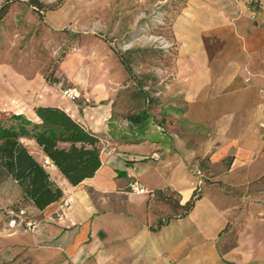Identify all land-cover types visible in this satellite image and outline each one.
<instances>
[{"label": "crops", "instance_id": "0c3cea01", "mask_svg": "<svg viewBox=\"0 0 264 264\" xmlns=\"http://www.w3.org/2000/svg\"><path fill=\"white\" fill-rule=\"evenodd\" d=\"M171 29L168 90L180 81L179 103L148 109L152 127L144 136L124 133L104 90L88 108L62 97L69 88L42 96L41 106L60 108L97 136L101 166L72 187L22 138L63 196L43 211L20 208L36 227L7 231L21 189L0 180V264H264V0H187ZM96 92H80L81 100ZM36 107L14 115L37 123ZM122 135L126 141H118ZM134 182L146 194H132ZM202 185L192 210L177 218L166 197L183 206Z\"/></svg>", "mask_w": 264, "mask_h": 264}, {"label": "rangeland", "instance_id": "374dc122", "mask_svg": "<svg viewBox=\"0 0 264 264\" xmlns=\"http://www.w3.org/2000/svg\"><path fill=\"white\" fill-rule=\"evenodd\" d=\"M29 1L16 0L0 21V123L19 107H51L41 106L47 104L41 103L42 96L59 97L67 88L79 93L86 108L97 101L99 91L108 92L121 116L126 107L136 106L135 83L141 81L149 94L148 109L157 111L162 101L178 105L174 99L180 97V81L168 90L176 57L171 26L187 0H37L46 9L40 13L26 5ZM134 50L147 52L127 56L131 79L118 57ZM181 63L185 80L189 64L185 59ZM95 90L93 98L86 93L81 100L80 92ZM12 187L6 191L17 186Z\"/></svg>", "mask_w": 264, "mask_h": 264}, {"label": "trees", "instance_id": "16d2710c", "mask_svg": "<svg viewBox=\"0 0 264 264\" xmlns=\"http://www.w3.org/2000/svg\"><path fill=\"white\" fill-rule=\"evenodd\" d=\"M15 2L16 0H5L0 5V21L6 17ZM26 5L34 8L38 13L46 10L37 0H30ZM48 11L54 10L48 9ZM138 52L147 51H127L118 57L131 79H134V75L129 58ZM147 78L148 76L145 77ZM135 80H137L136 77ZM135 84L136 96L139 97L136 106L126 107L122 116L113 115L127 124L124 133L130 137L140 138L152 126L148 114L149 94L143 91L146 84L144 81ZM133 99L135 101V98ZM34 113L38 119L37 123L20 115H12L0 123V179L8 177L21 189V198L12 207L14 212L29 205L38 211H43L57 203L63 196L60 189L54 187L49 181L43 167L22 145L20 142L22 138L32 139L72 187L93 178L101 166L99 140L95 134L83 128L60 108L38 107L34 109ZM123 136L118 138V141H126ZM204 163L202 161L199 167L202 168ZM203 185L195 189L191 200L183 206L173 201L172 196L166 197L165 202L172 209L178 210L177 218L186 216L192 210ZM167 219L166 222L169 220ZM162 224L159 222L157 227Z\"/></svg>", "mask_w": 264, "mask_h": 264}, {"label": "built area", "instance_id": "2783aa9c", "mask_svg": "<svg viewBox=\"0 0 264 264\" xmlns=\"http://www.w3.org/2000/svg\"><path fill=\"white\" fill-rule=\"evenodd\" d=\"M62 97H65L70 100H75L80 97L79 93L76 92V90H66L62 92ZM129 189L132 194H146V191L139 187L135 182L129 184ZM66 203H64L62 206H65ZM9 220L7 222V231H12L16 228L23 227L26 229H32L36 227V224L32 221H28L25 218V211L24 210H18V211H12L9 213Z\"/></svg>", "mask_w": 264, "mask_h": 264}, {"label": "bare ground", "instance_id": "6f19581e", "mask_svg": "<svg viewBox=\"0 0 264 264\" xmlns=\"http://www.w3.org/2000/svg\"><path fill=\"white\" fill-rule=\"evenodd\" d=\"M184 26H185V25H183V27H184ZM180 29H181V28H180ZM180 31H181V30H180ZM193 32H194V31H193ZM195 32H196V31H195ZM179 33L181 34L182 32H179ZM197 33H198V32H197ZM197 33H196V34H197ZM180 34H179V35H180ZM186 36H187V34H186ZM195 39H196V38H195ZM186 45H187V44H186ZM188 45H189V44H188ZM196 47H197V46H196ZM96 52H97V51H96ZM92 57H93V56H92ZM95 59H96V58H95ZM80 63H81V62H80ZM198 63H199V62H198ZM93 64H94V62H93ZM200 65H201V64H200ZM75 66H76V65H75ZM77 66H78V65H77ZM8 67H9V66H8ZM91 67H92V66H91ZM197 67H198V66H197ZM201 67H202V66H201ZM10 69H11V68H10ZM88 69H89V67H88ZM201 69H203V68H201ZM74 70H75V69H74ZM76 70H77V69H76ZM72 71H73V70H72ZM200 71H201V70H199V72H200ZM70 72H71V71H70ZM201 72H202V71H201ZM73 74H74V73H73ZM84 74L86 75V72H85ZM70 75H71V74H70ZM202 75H203V73H202ZM202 75H201V76H202ZM82 76H83V75H82ZM83 77H84V76H83ZM198 77H199V76H198ZM24 79H25V78H24ZM85 79H86V77H85ZM85 79H84V80H85ZM195 79H196V78H195ZM197 80H198V78H197ZM72 83H73V82H72ZM194 83H195V82H194ZM79 85H80V84H79ZM89 85H91V84H89ZM87 86H88V85H87ZM193 86H194V85H192V87H193ZM90 87H91V86H90ZM43 97H44V96H43ZM45 103H46V102H45ZM0 117H1V116H0Z\"/></svg>", "mask_w": 264, "mask_h": 264}, {"label": "water", "instance_id": "95a60500", "mask_svg": "<svg viewBox=\"0 0 264 264\" xmlns=\"http://www.w3.org/2000/svg\"><path fill=\"white\" fill-rule=\"evenodd\" d=\"M54 82H56V80H54Z\"/></svg>", "mask_w": 264, "mask_h": 264}]
</instances>
